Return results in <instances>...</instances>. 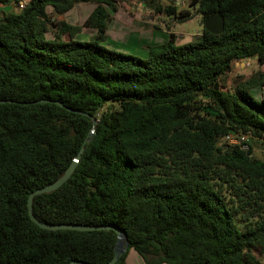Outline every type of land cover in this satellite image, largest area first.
Returning <instances> with one entry per match:
<instances>
[{"label": "trees", "instance_id": "16d2710c", "mask_svg": "<svg viewBox=\"0 0 264 264\" xmlns=\"http://www.w3.org/2000/svg\"><path fill=\"white\" fill-rule=\"evenodd\" d=\"M81 1L96 5L83 25L60 19L48 39V8L61 18ZM144 1L191 17L173 2ZM190 6L204 22L221 14L224 33L204 28L184 45L169 33L146 59L102 45L115 0H29L1 17L0 264L113 258L114 230H47L29 215L30 194L61 178L82 148L71 178L34 197L40 222L113 226L146 264H262L253 249L264 252V96L251 91L264 88V71L228 92L220 81L236 62L264 66V0ZM82 28L96 31L91 41L75 40ZM231 133L250 134L249 149L224 141Z\"/></svg>", "mask_w": 264, "mask_h": 264}, {"label": "rangeland", "instance_id": "374dc122", "mask_svg": "<svg viewBox=\"0 0 264 264\" xmlns=\"http://www.w3.org/2000/svg\"><path fill=\"white\" fill-rule=\"evenodd\" d=\"M115 2L118 11L111 12L114 18L108 26L107 41L102 43V45L123 54L146 59L147 48L162 43L169 33L176 34L178 45H184L198 40L204 29L203 17L197 12V6H190L191 0H159V3L163 6H168L173 2L177 6L178 15L186 11L190 12L191 17L184 21H180L175 16H169L165 13L157 14L151 8L146 7L145 1L142 2V0H115ZM95 6L92 2L81 1L77 3L69 15L70 21L77 26L83 25ZM48 11L52 14L54 22L47 36L48 39H53L60 16L53 14L51 7L48 8ZM118 21L123 25L118 26ZM95 34L96 31L93 29L82 28L76 35L75 40L82 42L91 41ZM64 38L66 40L70 39L69 36ZM263 71L264 66L259 65L254 60L249 61V66L247 64L243 66L240 63L238 65L235 64L231 71L220 81V88L223 92H228L232 89L234 81L244 82L252 75ZM262 92L264 93V89ZM251 93L254 94L252 95L256 100H259L260 90H252ZM107 108L105 107L104 110ZM259 144L253 142L252 145L255 157L258 160H262L263 150ZM134 254H137V256ZM253 254L264 264V252L260 247H255ZM125 264H143V259L136 251L130 249L126 256Z\"/></svg>", "mask_w": 264, "mask_h": 264}, {"label": "water", "instance_id": "95a60500", "mask_svg": "<svg viewBox=\"0 0 264 264\" xmlns=\"http://www.w3.org/2000/svg\"><path fill=\"white\" fill-rule=\"evenodd\" d=\"M204 28L209 33L215 35V36H221L225 31V19L221 14H214L207 18L204 22ZM8 101H0V104H5ZM42 103H46V100H42ZM59 106H63L62 103L57 102ZM85 114V113H83ZM97 124V121H93V126ZM94 133V130L91 132V134ZM84 152V148L80 150L78 155L75 157V159L72 161V163L69 165V167L65 170L63 176L59 178L56 182L53 184H50L48 186H45L43 188L37 189L36 191L32 192L29 196L28 201V208H29V215L31 220L39 225L41 228L47 229V230H78V231H95V230H114L118 235V240L115 246L114 256L113 258L105 263V264H117L118 261L126 254V252L129 250V243L127 241V238L123 235L122 231L113 227V226H84V225H50L43 222H40L33 213V200L35 196L41 195V194H50L52 192L57 191L60 189L73 175L75 172L79 161L81 159V155ZM69 264H89L82 261H72Z\"/></svg>", "mask_w": 264, "mask_h": 264}, {"label": "built area", "instance_id": "2783aa9c", "mask_svg": "<svg viewBox=\"0 0 264 264\" xmlns=\"http://www.w3.org/2000/svg\"><path fill=\"white\" fill-rule=\"evenodd\" d=\"M28 1L29 0H21L18 7L19 10H23L27 6ZM249 61L250 60L245 63L248 66ZM251 138L250 134L231 133L224 138V141L230 145L239 146L243 150H248Z\"/></svg>", "mask_w": 264, "mask_h": 264}, {"label": "crops", "instance_id": "0c3cea01", "mask_svg": "<svg viewBox=\"0 0 264 264\" xmlns=\"http://www.w3.org/2000/svg\"><path fill=\"white\" fill-rule=\"evenodd\" d=\"M1 6V10H0V18L3 16V15H5V14H9V13H18L19 12V9L18 8H15L14 6H12V5H7V6H2V5H0ZM93 11V10H92ZM91 11V12H92ZM72 12V10L71 11H69L68 13H66L63 17H61L60 19L62 20V19H64L65 21H67L68 23H70V24H72V25H75V23L74 22H72V21H70V18H69V15H70V13ZM91 14V13H90ZM114 18V17H113ZM87 19V18H86ZM118 26H121V25H123L120 21H118ZM118 28H120V27H118ZM247 62V61H246ZM240 63V65H244L245 64V61H242V62H236L235 64L236 65H238ZM234 64V65H235ZM233 65V66H234ZM263 89L264 88H262V90H260V89H255V90H260L261 91V93H259V99L262 97V94L264 95V93L262 92L263 91ZM254 91V90H253ZM253 94V93H252ZM254 95V94H253ZM135 256H137V254H134ZM141 257V256H140ZM142 258V257H141ZM143 259V258H142ZM143 264H146V262H145V260L143 259Z\"/></svg>", "mask_w": 264, "mask_h": 264}, {"label": "clouds", "instance_id": "9594fccd", "mask_svg": "<svg viewBox=\"0 0 264 264\" xmlns=\"http://www.w3.org/2000/svg\"><path fill=\"white\" fill-rule=\"evenodd\" d=\"M19 9V8H18ZM20 11V10H19Z\"/></svg>", "mask_w": 264, "mask_h": 264}]
</instances>
